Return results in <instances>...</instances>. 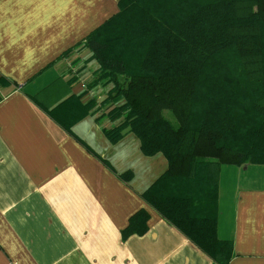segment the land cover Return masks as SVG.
<instances>
[{
  "label": "crops",
  "instance_id": "crops-1",
  "mask_svg": "<svg viewBox=\"0 0 264 264\" xmlns=\"http://www.w3.org/2000/svg\"><path fill=\"white\" fill-rule=\"evenodd\" d=\"M117 12L118 0H0V76L15 83L0 87V264H218L142 197L165 157L132 132L104 135L110 85L64 73L62 55L88 53L78 44ZM91 99L104 109L86 112ZM140 210L145 230L122 238ZM216 234L227 264H264V164L220 166Z\"/></svg>",
  "mask_w": 264,
  "mask_h": 264
},
{
  "label": "trees",
  "instance_id": "trees-1",
  "mask_svg": "<svg viewBox=\"0 0 264 264\" xmlns=\"http://www.w3.org/2000/svg\"><path fill=\"white\" fill-rule=\"evenodd\" d=\"M78 45L97 64L86 88L110 85L104 135L115 143L132 132L144 155L167 161L142 197L227 264L231 243L216 234L220 166L264 164V0H118V12ZM11 84L0 76V87ZM146 218L130 217L122 238L141 234Z\"/></svg>",
  "mask_w": 264,
  "mask_h": 264
},
{
  "label": "rangeland",
  "instance_id": "rangeland-1",
  "mask_svg": "<svg viewBox=\"0 0 264 264\" xmlns=\"http://www.w3.org/2000/svg\"><path fill=\"white\" fill-rule=\"evenodd\" d=\"M89 57H90L89 52L88 53L85 52V54L80 53L76 57H72V58L68 57V58L62 59L61 63H63L64 73L65 74L77 73L80 75V74L86 73L90 70V71H93V74H94L95 70L97 69V64H93L92 61H94V60H91ZM85 65L87 68L84 70V68H82V67H84ZM95 65H96V67H95ZM93 77H94V75H91L92 79H93ZM102 94L103 93L96 94V92H92L91 95L98 98ZM103 109H104V106L102 107L101 110H103ZM101 110H99V112ZM163 115L167 119H169L173 124H176V120L169 110H167V109L163 110Z\"/></svg>",
  "mask_w": 264,
  "mask_h": 264
}]
</instances>
